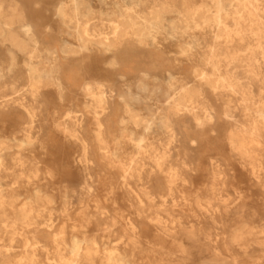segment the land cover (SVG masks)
Instances as JSON below:
<instances>
[{
	"label": "bare ground",
	"instance_id": "1",
	"mask_svg": "<svg viewBox=\"0 0 264 264\" xmlns=\"http://www.w3.org/2000/svg\"><path fill=\"white\" fill-rule=\"evenodd\" d=\"M55 5L60 36L0 0V264H135L137 253L176 255L153 247L166 243L180 257L158 264L194 252L200 264H264V207L245 195L264 191V0ZM109 72L127 83L105 84ZM205 126H228L226 144L197 163ZM114 130L127 135L109 146Z\"/></svg>",
	"mask_w": 264,
	"mask_h": 264
},
{
	"label": "rangeland",
	"instance_id": "2",
	"mask_svg": "<svg viewBox=\"0 0 264 264\" xmlns=\"http://www.w3.org/2000/svg\"><path fill=\"white\" fill-rule=\"evenodd\" d=\"M21 3H23L24 5H26L27 8H30L35 16V21L39 24V26H41L42 28H45L48 24H51L52 25V30L51 31H47L48 34L52 35V34H58V25L59 23L56 22V21H53V10L54 8L56 7L55 4L59 3L60 0H20ZM64 1H67V0H64ZM94 2V8L95 10H99L100 8V5H98L99 3H96L97 1H93ZM195 3H198V4H201L202 3V0H195ZM55 20V19H54ZM53 21V22H52ZM93 22H96L97 24L99 23V18H94L92 20ZM101 23V22H100ZM104 23L106 24H109L108 22L104 21ZM105 25V24H104ZM59 35V34H58ZM60 36V35H59ZM209 41H212V39L210 38ZM127 44V43H125ZM129 46V44H127V46H123L124 49H126L127 47ZM122 50V49H121ZM5 48L3 46L0 45V59L1 60H4L6 58V53H5ZM243 53V52H242ZM94 54V55H93ZM90 55V57H96L98 58L99 54H95L93 53ZM258 56H261V54H259ZM180 58H183V56H181ZM185 58V57H184ZM152 66V63L149 61V62H146L143 64L142 67H151ZM202 66H204L206 69H210L209 65H206V64H203ZM110 75H107V74H104L102 77H106L107 79L104 80V83L109 85L110 84H115L116 86H120V85H124V83H127V82H120V81H117V79H115V77L109 72ZM99 78L100 80L102 79ZM122 83V84H121ZM7 84V83H6ZM114 85V86H115ZM115 86V87H116ZM2 87V86H1ZM47 115V112H44L41 113V116H40V121H44L45 119V116ZM242 120H244V118H242ZM39 121V122H40ZM41 121V122H42ZM44 123V122H43ZM48 124L50 123L49 120L47 122ZM86 123V129H88L90 131V133L88 134V136H84L86 138H88L89 142L91 144H95V141L93 140L95 135L94 133L91 131V129H93V123H92V120H87ZM229 127L226 126V130L228 129ZM224 129L223 132H219V131H216V132H208V126H205L203 128V132L205 134H202V140L204 141L203 143H198V144H195L194 147L197 149V150H194L193 153L195 154L194 155V158L196 160V162L198 163V159L200 157V154H204V153H213V155L215 156H219L221 157V154L219 151L215 152L216 150L214 149L215 146H223L225 145V141H226V137H227V132ZM127 135V133H122L120 132L119 130H114L112 132H107V131H104L103 133V136L106 137L109 141L107 142V145L109 146H115L116 145V142L118 139L122 138L123 136ZM57 140V139H56ZM57 143H59V140H57ZM179 144H181L182 146H187L186 144H182V142H178ZM56 144V143H55ZM169 145H174L173 143L169 144ZM213 148L214 150H211L209 151V149L207 150H203L202 148ZM94 173V176L92 177V182L94 184H99L100 186H104L105 184L107 185V183L109 182V178L107 177V175L103 176V178H100L99 173H97V170L95 169L93 171ZM107 174V173H106ZM78 175H74V181H73V184L79 188V176L77 177ZM189 180L187 181L186 185H187V188H189L191 186V181H190V177H188ZM108 189H100L99 190V194H100V199L103 203H105V205H110L108 202H111L112 201V198H110L109 196L111 195L109 192ZM121 193V192H120ZM118 192V194L116 193L115 195L118 197L119 201L121 202H125V195L121 194ZM81 195L82 198L85 197L87 195L86 191H78L76 192V195ZM245 195H247L246 197V201L248 202V205L249 207L251 206H259V207H264V191H261V193H255V192H245ZM115 196V197H116ZM109 197V198H108ZM74 200L76 202H78L77 200H79L78 197L74 198ZM158 208V207H157ZM157 208H153L154 209H157ZM159 209V208H158ZM77 212V211H76ZM145 227H148V225L146 223L143 224ZM143 243H147L149 241H152L153 242H159V240H157V238H143L142 239ZM147 245V244H146ZM150 245V244H148ZM154 248H156L157 250H165V251H169V250H176V255L174 256H168V255H155V254H143V253H137L135 255V264H158L161 259H164L166 262L169 261V260H166V259H170V258H174L176 259L177 257H180V246L179 245H171L170 243H166V246L163 247L162 245H153ZM219 247L222 251L224 252H227V246L220 242L219 243ZM20 249V248H19ZM41 249V254H44L48 249L50 251L53 250V247L51 245H49L47 248H40ZM21 250V249H20ZM198 257V254L196 252H194L192 255H190V261H188L187 264H200L199 262L196 261ZM194 260V261H193ZM241 260V264H254L255 262V259L252 258V257H245V258H240ZM40 264H55V260L53 258H50V259H46L44 257H42L40 260ZM151 261V262H150ZM96 264H99V262H97ZM167 264V263H166Z\"/></svg>",
	"mask_w": 264,
	"mask_h": 264
}]
</instances>
